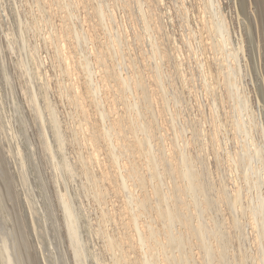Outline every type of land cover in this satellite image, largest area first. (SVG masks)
<instances>
[{"label":"bare ground","instance_id":"bare-ground-1","mask_svg":"<svg viewBox=\"0 0 264 264\" xmlns=\"http://www.w3.org/2000/svg\"><path fill=\"white\" fill-rule=\"evenodd\" d=\"M255 161L264 0H0V264H264Z\"/></svg>","mask_w":264,"mask_h":264},{"label":"rangeland","instance_id":"rangeland-1","mask_svg":"<svg viewBox=\"0 0 264 264\" xmlns=\"http://www.w3.org/2000/svg\"><path fill=\"white\" fill-rule=\"evenodd\" d=\"M119 9H120V10H119ZM214 10H215V11H214ZM214 10H213L211 13H208V17L210 16L211 19H213L215 22H217L218 11H217L216 9H214ZM117 11H120L119 13H121V14L123 13V14H124V9H123L122 7H121V8H118ZM213 12H214V13H213ZM215 12H217V15H216ZM138 13H139V14L137 15L136 18H138V17L143 18V16H142V12L139 11ZM139 15H140V16H139ZM136 18H135V19H136ZM140 18H138V19H140ZM133 19H134V17L132 18V20H133ZM136 21H137V25H138L139 23H141L143 26L145 25V24H143L145 21L143 20V21H144V22H143L142 19H141V20H137V19H136ZM138 21H139V23H138ZM141 21H142L143 23H142ZM130 22H131V21H130ZM143 26L141 27L140 24H139V25L137 26V28L139 29V27H140V30H141L145 35L147 34L146 36H147V39H148V37H149V34H148V33H151V31L147 32V30L145 29V26H144V27H143ZM142 28H143V29H142ZM170 29L172 30V26H170ZM185 29H186V30H185ZM185 29H184V30H185L186 32H185L184 30H183V31H184V32L186 33V35H187V31H188V33H189L190 30L187 29V28H185ZM143 30H144L145 32H144ZM175 30H176V29H175ZM180 30H181V27H180ZM131 32H133V31H131ZM146 32H147V33H146ZM217 36H218L217 39L220 38L221 40L227 39L228 37L230 38V36L227 35V33H224V36H222L219 32H217ZM152 37H153V36H152ZM229 38H228L227 41H226L227 44H226L225 52H226V53H227V52H230L229 54L232 55V53H233L232 51L234 50V49H232V48L234 47V44H237V42L235 41V40H236L235 38H237V37L234 38V41H233V39H229ZM231 38H233V37H231ZM149 39H152V38L149 37ZM149 39H148V40H149ZM229 40H230V41H229ZM231 41H232V42H231ZM149 42H150V41L146 42V44H145V45H146V48H151V47H150L151 42H150V43H149ZM235 42H236V43H235ZM228 43H229V44H228ZM232 43H233V44H232ZM147 45H148V46H147ZM227 46H228V47H227ZM231 46H233V47L231 48ZM229 47H230L232 50H231ZM146 48H145V49H146ZM138 49H139V48H137L136 53H137V54H139V53L141 54V51L138 50ZM226 49H227V51H226ZM228 49H229V50H228ZM135 50H136V49H135ZM186 50H187V51H186ZM185 52L188 54L189 51H188L187 48H185ZM144 53H145V52H144ZM144 53H142L141 55H143ZM146 54H147V52H146ZM146 54H145V55H146ZM189 54H190V52H189ZM191 54H192V53H191ZM227 54H228V53H227ZM231 55H229V56L231 57L230 59H232V60L234 61L235 58H233L234 56H231ZM242 56H243V55H242ZM192 57H194V55H192ZM193 59H194V58H193ZM158 61H159V62H158ZM162 61H163V60H162ZM162 61H161V59H159V58L156 59L155 62H154V60H153V61L147 60L148 63H149V62H152V66H153V65H157V64H163L164 61H163V62H162ZM160 62H161V63H160ZM228 62L230 63V61H228ZM156 63H157V64H156ZM229 63H228V64H229ZM150 64H151V63H150ZM234 76H235V75H234ZM234 76H233V77H234ZM238 76H239V74L236 73V76H235L236 79L234 78V81H235V80H236V82L238 81L237 83H239V79H240V76H239V77H238ZM198 78H199V77H198ZM237 79H238V80H237ZM246 79H247V78H246ZM248 79H249V78H248ZM196 80H197V78H196ZM196 80H194V84H198V83H199V85H200V84L202 83V81H203V80L200 79V78H199L198 81H196ZM200 80H201V81H200ZM215 80H217V79L215 78ZM215 80L213 79V81L211 80V82H214V83H216V85H217V84H218V83H217L218 81H215ZM197 82H198V83H197ZM200 82H201V83H200ZM250 82H251V81H250V79H249V83H250ZM252 82H253V81H252ZM252 82L250 83L249 86L253 89V87H254V83H252ZM252 84H253V85H252ZM202 90H203L202 88H201V89L199 88V93H200L201 95H205V94H203V93H205L206 90H203L204 92H203ZM173 109H174V108H173ZM189 110H193V109L190 108ZM243 110H244V109H243ZM243 110L241 111L242 114H241L240 116H241V117L243 116L242 118H243L244 120H246V119H247V114L249 115V113H251V112H250L251 109H248V110L246 109V110H244V111H243ZM166 117H167V118H166V120H167L168 117H170V115H169V116L167 115ZM246 121L248 122V119H247ZM166 122L169 123V120L166 121ZM247 126L249 127V125H247ZM227 129H229L228 132L231 130L229 127H228ZM245 133H246V132H243V133L241 132L240 135L238 134V135H239L238 137L241 136V137L239 138V140H241L242 143H246V140H247V141H252V140H250V139H251V135L249 134V135H250V136H249L248 133H246V134H245ZM229 134H231V133H229ZM247 135H248L249 137H248ZM244 137H245V139H244ZM241 138H242V139H241ZM248 138H249V139H248ZM243 140H244V141H243ZM252 148H253V147H252ZM257 163H258V164H257ZM257 163H256V161H255V162H254V165L256 164L257 167H260V168H261L260 173L263 174V173H264V171H263V170H264V169H263L264 167L261 166L262 164H261L260 161H259V162L257 161ZM245 181H246V180H245ZM245 181L243 180L244 183H246ZM263 190H264V184L261 185V190H260V192H263ZM263 195H264V192H263Z\"/></svg>","mask_w":264,"mask_h":264}]
</instances>
